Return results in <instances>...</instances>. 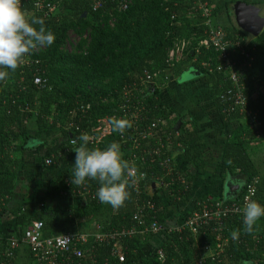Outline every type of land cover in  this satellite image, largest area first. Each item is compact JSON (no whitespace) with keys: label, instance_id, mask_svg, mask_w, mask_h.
I'll use <instances>...</instances> for the list:
<instances>
[{"label":"trees","instance_id":"1","mask_svg":"<svg viewBox=\"0 0 264 264\" xmlns=\"http://www.w3.org/2000/svg\"><path fill=\"white\" fill-rule=\"evenodd\" d=\"M119 1L124 0H99L100 7L93 10L92 0H45L55 4L56 10L44 16L32 10L31 0H21L22 8L36 18L43 19L46 30L54 34L55 40L52 45L38 46L30 55L24 57L37 61L33 66H19L15 71L0 69L8 71L7 78L0 81V216L5 212L12 215L14 226L20 230L17 233L19 239L33 220L42 221L44 237H54L67 232L75 233L72 231L73 228L80 226L82 220V222L90 220L98 209H108L107 204L89 198L85 199L86 204L79 198L75 206L64 205L62 201L72 198L73 190L77 187L71 183V173L66 165L75 158L73 149L82 143L79 140L82 133H87L97 119L120 114L119 106L125 101L122 97V89L125 86H131V94L137 95L136 104H133V99V102L129 103V109H132L133 105H142L141 113L146 114L148 121L154 117L166 118L174 113L162 98L161 90L165 87L166 77L164 73L159 72L167 67V54L174 42L200 38L205 34L204 18L200 12H189L191 0H127L128 8L118 12L113 10V7ZM203 1L208 2L213 23L217 24L219 8L214 5L213 0ZM236 1L245 2V0L225 2V13L231 27L223 29L225 38L232 39L234 34H238L244 43L245 39L255 37L241 27L235 26V23H231L233 5ZM258 3L263 2H250ZM232 21L235 22L233 19ZM71 31L79 36V40L73 45V50L69 51L64 45ZM85 31H88L87 39L82 37ZM257 46L256 41H250V44L245 46L254 59L258 53ZM252 47H255L253 51ZM208 54L209 51H201L196 62H192L193 53L188 52L180 63H189L196 70V76L211 87L213 102L222 120L225 122L246 120L245 114L239 113L238 110L227 117L221 112L224 105L220 98L222 75L217 72L209 73L200 67V63ZM180 63L177 65H181ZM36 68L44 80L39 85H35L32 79ZM144 70L150 74L159 73L145 91L140 80ZM242 79H245L247 107L249 110L259 112L264 130V90L256 93L257 89L264 85V73L256 78L252 68H248ZM177 85L176 82L172 84ZM141 87L143 94L139 93ZM71 123L75 128L70 127ZM245 125L244 121L239 122V126L224 144L221 169L236 170L243 176L241 189L236 192L234 198L224 200L225 204L239 200L246 190V185L253 180H256L253 200L264 204V169L261 170L250 155L247 143L255 139L252 130L247 129ZM57 129L62 137L60 144L46 155L45 152L42 154L41 151H37V157L40 159L43 155L41 166L45 171L49 166L44 162L46 158L51 159L52 168L60 167L59 178L48 182L38 200L35 199L38 191L36 189L32 196L29 194L30 196L24 198L17 208L11 210L8 204L18 187L16 176L18 170L23 167V152L39 149L47 144L41 139L42 135L51 134ZM178 131L180 133L178 141L182 148L175 163L187 177L186 195L176 200L174 195L176 190L170 195L167 191L157 193L158 191L154 190L149 196L146 193L147 186L152 184L156 188V185L147 178L140 192L128 187L130 195L122 207L113 209L108 205L110 212L106 216H94L95 223L99 221L98 225L102 227L97 232L136 224L132 214L136 204L143 199L153 201L156 218L160 223L164 222L166 206H179L183 203L191 188L188 167H199L198 156L204 147V141L185 121L181 120ZM72 139L76 142L74 147L70 143ZM52 140H56V137ZM111 143L116 141L109 136L99 144H88L87 147L104 149ZM117 145L122 158L125 157L124 147ZM64 167L66 169H63ZM84 184L93 190L99 187L95 180H87ZM215 200L222 199L218 197ZM31 208H38L40 212H31ZM150 214L149 212L144 214L146 222L149 221ZM86 224L88 226L87 222ZM93 230L94 228L91 232H95ZM233 232H237L236 240L231 238ZM222 236L230 237L224 245L220 264H264V217L257 221L250 233L244 229L242 213L228 217L224 220ZM199 237L201 242L206 241L211 247L215 246L213 233L208 232L205 236ZM9 238L0 233V264H39L29 245L19 241L16 248H11ZM184 238L185 236L176 232L168 233L160 246L162 258L157 253L146 255L141 247L145 241L140 240L139 235L119 239L118 245L125 255L122 262L111 258V241H96L92 244L90 252H84V256L75 260L74 264H195L198 255L193 240ZM205 264L217 263L207 259Z\"/></svg>","mask_w":264,"mask_h":264},{"label":"built area","instance_id":"2","mask_svg":"<svg viewBox=\"0 0 264 264\" xmlns=\"http://www.w3.org/2000/svg\"><path fill=\"white\" fill-rule=\"evenodd\" d=\"M31 1L33 4L32 10L42 13L44 16L54 13L56 10L55 4L45 2V0ZM92 1L94 3L93 10L100 7L99 0ZM191 2L189 12L201 13L204 18L203 24L206 26L205 34L200 38L181 39L174 42L167 54V67L172 68L177 65L183 60L185 53L192 52V62H196L197 55L201 51H209L205 60L200 63V67L209 73L217 72L222 75L220 98L224 105L221 112L226 117L235 110L245 114L247 129L252 130L255 140H261L264 130L259 119V112L248 109L245 79H242L244 72L248 68L251 69L254 62V56L245 48L246 45L250 44V40L245 39L242 43L243 40L238 34H234L232 39L225 38L224 29L213 23L212 11L208 2L203 0H191ZM128 4L127 0L119 1L115 5L116 7L114 6V9H112L118 12L125 11ZM253 50L254 47L251 48V51ZM36 62L35 60L23 58L20 66H33ZM159 73L162 74L163 71ZM159 73L150 74L144 70L140 78L144 91L149 88L154 77ZM32 79L35 85H39L44 81L39 75L38 68L35 69ZM142 87L139 90L141 94L144 93ZM262 89L264 90V85L257 89L256 93L258 91L262 92ZM130 90L131 86H125L122 89V97L125 98V101L119 106L120 114L104 116L91 125L90 130L86 133L89 137L88 144L97 145L105 137H112L117 144L124 147L126 153L123 160L131 166L130 171L134 170L135 172L134 176L125 174L123 177L128 187L140 192L142 185L147 182L148 178V181L156 185V188L152 184L147 186L146 193L149 196L152 195L154 190H157V193L167 191L169 195L176 190L175 198L180 200L186 195L188 189L187 177L175 163L177 154L182 148L181 143L178 141L180 133L172 124L169 125L168 117H154V119L148 121L146 114L141 113L142 105H139L140 107L138 104V107L133 105L132 109H129V103L133 102L134 99L133 104H136L135 99L137 97V95L131 94ZM86 108H88V105ZM113 119H124L130 126L126 127L122 134L113 132L111 124ZM70 127L75 128L72 123ZM70 143L73 146L76 145L74 139L70 140ZM51 163V159L46 158L45 164L50 165ZM255 182L256 180H253L252 183L247 184L246 190L239 200H232L229 204L211 198L198 200L192 211L179 224L167 229V233L176 232L185 236L184 239L194 241H197L200 238L199 236H205L208 232L213 233L215 246L210 249L209 243L204 241L203 250L205 252L198 254L195 264H205L207 259L220 264L223 247L230 237L222 236L224 220L236 214H241L246 202L253 200ZM96 191L97 189L93 190L83 184L73 190V196L82 199H97ZM146 212L151 213L148 222L143 218ZM132 219L136 224L133 223L128 227L111 228L105 232H97L102 227L101 225H95L93 226L95 232H67L54 237H44L42 234V221L33 220L24 229L20 239L19 237H10L8 242L11 248H16L19 241L29 245L39 264H74L75 260H79L84 256V252H90L94 242L111 241V258L122 262L125 255L118 245L119 239L136 235L140 237L156 235L165 230L163 223H160L156 218L155 204L151 199H143L136 204ZM157 254L160 258L163 257L162 250H158Z\"/></svg>","mask_w":264,"mask_h":264},{"label":"crops","instance_id":"3","mask_svg":"<svg viewBox=\"0 0 264 264\" xmlns=\"http://www.w3.org/2000/svg\"><path fill=\"white\" fill-rule=\"evenodd\" d=\"M227 0H213L214 5L219 8L217 11L216 23L222 28H229L231 24L228 21L227 15L225 13V2ZM263 2L264 0H245L248 4L250 2ZM246 3V4H247ZM259 4V3H258ZM234 16V14L232 15ZM234 24L235 22L232 21ZM235 26H238L235 23ZM239 27V26H238ZM252 37L248 38L250 41L257 42L258 53L254 59L252 65V73L254 77L259 78L264 73V27L261 32L256 36L248 33ZM255 48V47H254ZM180 63V62H179ZM181 65H175L172 68L166 67L163 70V73L166 77V82L162 91V98L164 102L169 106L174 113H172L169 118V125H173L177 130L182 121L190 124V127L193 128L204 141V147L198 156L199 167L190 166L188 167V177L190 180V191L179 206L177 205H168L164 208V222L165 230L156 234L140 237V240H144L145 243L142 244L143 252L146 255H152L157 253L160 249V246L166 240L168 233L167 229L172 228L176 224H179L181 220L188 215L195 206V203L198 200L203 198H221L222 201L227 199L234 198L242 187L243 176L238 174L236 170H226L221 169V158L223 156L224 144L226 140L233 134L236 128L239 126V122L244 121V125L247 123L246 120L240 119V121H231L225 122L221 119L218 108L213 102V97L211 95V87L208 84L203 83L198 76H196V70L192 68L187 62H181ZM178 84L177 86H172L173 83ZM246 127V125H245ZM59 130H53L50 134H43L41 139L45 140L47 144L40 147L39 149L26 150L23 152V167L17 172L16 180L18 182L17 190H15V195L12 201L8 204L11 210L17 208L20 202L27 196H32L33 191L38 189L36 200H38L41 195L44 187L48 184L50 180L57 179L60 176L61 168H52L48 166V169L45 171L43 167L38 164L36 161H40L42 164V157L39 159L37 157V151H41L45 155L54 149L60 144L62 137H59L56 140L52 138L57 137ZM49 135V136H48ZM180 136V135H179ZM51 137V139L49 138ZM48 138L50 140H48ZM179 138V137H178ZM248 146L250 148V155L256 165L261 167V170L264 169V135L261 140H252L249 141ZM51 147L48 152L47 148ZM177 153V152H176ZM175 153V154H176ZM67 166V165H66ZM73 165L69 162V167L67 168L72 171ZM63 169H66L64 167ZM25 191L23 192L22 191ZM30 190V192H28ZM28 192V194H26ZM30 194V195H29ZM80 197L72 196L70 199L63 200L64 205L75 206L78 204ZM86 200L83 199L82 202ZM1 202V199H0ZM7 211V205H6ZM109 207L106 210L98 209L95 212L94 216L100 217L106 216L109 211ZM31 212L39 213L38 208H31ZM94 216L90 217V220L86 222H80V226L84 228V231H76V233H85L86 231L91 232L93 229L92 223L98 225L99 221L95 223ZM14 219L11 214L4 213L3 216H0V233L7 237H17L19 229L14 226ZM87 229V230H86ZM195 250L197 255L205 252L203 250L204 241H200V238L197 241H194ZM210 249V244H208ZM200 248V249H199ZM224 248V247H223ZM224 252V251H223ZM208 254V253H207Z\"/></svg>","mask_w":264,"mask_h":264},{"label":"clouds","instance_id":"4","mask_svg":"<svg viewBox=\"0 0 264 264\" xmlns=\"http://www.w3.org/2000/svg\"><path fill=\"white\" fill-rule=\"evenodd\" d=\"M54 40V34L46 30L43 19L22 8L21 0H0V69L15 71L26 55H30L38 46L52 45ZM7 76L8 71H0V81ZM111 124L113 132L120 134L130 126L124 119H113ZM79 140L82 143L73 149L75 161L70 174L71 183L80 186L87 180L97 181L99 187L95 195L98 201L119 209L130 195L123 177L125 174L134 176V170L130 171L131 166L123 160L116 143L104 149H90L87 147L89 137L86 133H82ZM262 217L264 204L247 201L242 211L245 231L250 233ZM231 238H238L236 232L231 234Z\"/></svg>","mask_w":264,"mask_h":264},{"label":"water","instance_id":"5","mask_svg":"<svg viewBox=\"0 0 264 264\" xmlns=\"http://www.w3.org/2000/svg\"><path fill=\"white\" fill-rule=\"evenodd\" d=\"M234 21L252 35H258L264 27V4H246L236 1L233 5Z\"/></svg>","mask_w":264,"mask_h":264},{"label":"rangeland","instance_id":"6","mask_svg":"<svg viewBox=\"0 0 264 264\" xmlns=\"http://www.w3.org/2000/svg\"><path fill=\"white\" fill-rule=\"evenodd\" d=\"M233 20H234V16H233V18H232ZM84 39H87L88 38V31H85L84 33H83V36H82ZM79 40V36H77L74 32H69L68 33V37H67V40H66V42H65V45H64V48L66 49V50H69V51H72L73 50V45L77 42ZM52 134H50V136H51ZM49 136V135H48ZM59 137H61V134H60V132L58 133V136L56 137V138H59ZM50 139H51V137H49ZM48 138V140H50ZM64 138V137H63ZM61 139V138H60ZM51 147H48L47 148V151L46 152H48V150L50 149ZM74 161H75V158L74 159H72L71 160V164L73 165V163H74ZM38 164H40L41 165V162L40 161H36ZM260 165H262V164H260ZM259 165V166H260ZM67 168L69 167V164L66 166ZM107 208H108V205L106 206ZM100 217H103L101 214H100ZM88 225H90V224H88ZM84 227H88L87 226V224H86V226H84ZM85 229L84 228H82L81 226H78L77 228H73V230L72 231H74V232H76V231H84ZM87 230V229H86Z\"/></svg>","mask_w":264,"mask_h":264}]
</instances>
